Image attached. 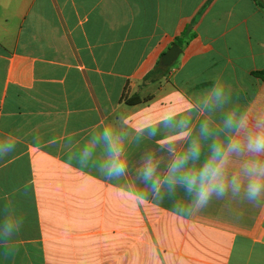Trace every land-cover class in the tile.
Returning a JSON list of instances; mask_svg holds the SVG:
<instances>
[{
  "label": "crops",
  "instance_id": "crops-1",
  "mask_svg": "<svg viewBox=\"0 0 264 264\" xmlns=\"http://www.w3.org/2000/svg\"><path fill=\"white\" fill-rule=\"evenodd\" d=\"M213 81L225 108L264 114V0H0V264H264V201L180 216L137 178L146 154L171 159L160 120ZM104 127L129 156L120 178L99 147L81 157Z\"/></svg>",
  "mask_w": 264,
  "mask_h": 264
},
{
  "label": "clouds",
  "instance_id": "clouds-1",
  "mask_svg": "<svg viewBox=\"0 0 264 264\" xmlns=\"http://www.w3.org/2000/svg\"><path fill=\"white\" fill-rule=\"evenodd\" d=\"M203 90L185 113L165 115L159 122L175 139L185 141V146L177 149L175 139L162 138L158 143L171 156L167 167L161 169L159 159L150 152L139 163L137 178L154 197H175L173 209L180 216L193 215L194 210L197 214L213 199L222 200L229 194L233 198L242 195L247 203L260 206L264 201V114L253 118L244 111L225 108L229 96L222 83L213 81ZM216 113H220L219 119ZM145 128L149 137L159 131L155 125ZM145 128L138 131L143 134ZM12 147L0 149V155ZM98 147L99 171L108 178L125 176L129 156L112 128L104 127L101 135L81 145L82 159L91 157ZM234 157L241 158L236 168L231 166Z\"/></svg>",
  "mask_w": 264,
  "mask_h": 264
},
{
  "label": "water",
  "instance_id": "water-1",
  "mask_svg": "<svg viewBox=\"0 0 264 264\" xmlns=\"http://www.w3.org/2000/svg\"><path fill=\"white\" fill-rule=\"evenodd\" d=\"M182 53V48L174 44L161 58V64L164 67H171L173 63L177 60V58Z\"/></svg>",
  "mask_w": 264,
  "mask_h": 264
},
{
  "label": "trees",
  "instance_id": "trees-1",
  "mask_svg": "<svg viewBox=\"0 0 264 264\" xmlns=\"http://www.w3.org/2000/svg\"><path fill=\"white\" fill-rule=\"evenodd\" d=\"M176 44L179 45V46H182L183 45V40L182 38H177L176 39ZM164 71V70H168V68L164 67L162 64H161V60H159L157 66H156V69H155V72L156 71ZM138 101H140V98L139 97H132L130 99L127 100L128 103H131V104H134V103H137Z\"/></svg>",
  "mask_w": 264,
  "mask_h": 264
}]
</instances>
